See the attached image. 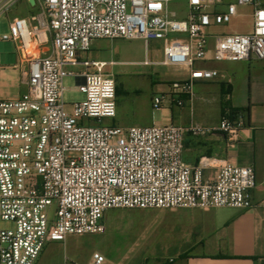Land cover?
I'll use <instances>...</instances> for the list:
<instances>
[{
	"label": "built area",
	"instance_id": "obj_1",
	"mask_svg": "<svg viewBox=\"0 0 264 264\" xmlns=\"http://www.w3.org/2000/svg\"><path fill=\"white\" fill-rule=\"evenodd\" d=\"M19 0H0V16ZM26 17H13L0 41L14 44L24 92L0 99V264H36L44 248L68 237L105 232L110 209L252 207V166L225 163L205 176V164L183 162V141L207 131L198 124L107 125L116 116L113 61L83 55L98 40L161 43L159 64L187 72L167 92L151 98L152 110L181 108L197 81L218 76L205 61H264V0H34ZM181 3L182 17L171 11ZM251 8L249 33H210ZM1 68V67H0ZM72 77L84 99L66 103L63 80ZM229 109L217 130L238 140ZM54 206L53 213L51 207ZM95 251L88 264H104Z\"/></svg>",
	"mask_w": 264,
	"mask_h": 264
},
{
	"label": "crops",
	"instance_id": "obj_2",
	"mask_svg": "<svg viewBox=\"0 0 264 264\" xmlns=\"http://www.w3.org/2000/svg\"><path fill=\"white\" fill-rule=\"evenodd\" d=\"M83 56L102 61L90 54ZM196 67L214 69L218 76L195 82L193 96L183 107L159 110L158 123L152 116L151 98L155 94L151 95L148 108L137 102L124 107L118 95L115 118L104 122L122 127L153 124L188 127L194 123L207 128L196 135H185L183 162L190 167L203 162L206 177L212 175L213 166L225 163L252 166L256 180L251 191L252 207L244 210H154L160 235L140 249L145 253H160L153 257L154 260H148L151 258L146 255L138 262L109 260V264H264V61H205ZM186 76L187 72L183 70L180 77H173L164 84L165 89L158 94L167 92L172 81ZM20 85L21 77L6 74L0 68V99L18 98L25 90L24 85L23 88ZM225 107L229 109L231 119L240 125L236 142H230L217 130ZM60 244L64 245V242ZM93 252L87 251L80 262L53 260L39 264H88Z\"/></svg>",
	"mask_w": 264,
	"mask_h": 264
},
{
	"label": "rangeland",
	"instance_id": "obj_3",
	"mask_svg": "<svg viewBox=\"0 0 264 264\" xmlns=\"http://www.w3.org/2000/svg\"><path fill=\"white\" fill-rule=\"evenodd\" d=\"M181 3H172L171 11L178 17L184 15ZM37 8L30 7L24 0H19L8 13L0 16V36L8 33V22L13 17H26L34 13ZM242 16L233 19L230 23L210 29V33H249L251 31V19L248 14L251 8L239 7ZM87 55L101 59L102 61H113V66L105 67V72L114 77L116 82L117 96L124 107H129L132 102H137L148 108L151 95L165 89L171 78L180 77L183 70L178 67H167L159 64L143 65L142 62H159L162 60L161 43L149 41L146 48L141 39H116L98 40L92 43ZM19 58L15 46L10 41H0V67L6 74H12L20 79V70H12L18 65ZM75 80L66 77L63 80V99L66 103L81 101L84 95L74 88ZM23 88V85H20ZM153 121L158 123L159 110L153 111ZM105 121V120H104ZM54 206L51 207L53 213ZM154 210L139 209H110L105 212L103 222L105 232L96 235H84L68 237L64 245L60 243L48 244L38 259L41 261L66 262L70 260L80 262L85 258L87 251H97L106 258L104 264L112 261H134L138 262L148 255V260H154V256L160 252H143L140 247L147 245L155 237L160 235L158 216ZM147 212V213H146ZM145 213V214H144ZM10 225L0 221V228ZM130 250V251H127Z\"/></svg>",
	"mask_w": 264,
	"mask_h": 264
},
{
	"label": "water",
	"instance_id": "obj_4",
	"mask_svg": "<svg viewBox=\"0 0 264 264\" xmlns=\"http://www.w3.org/2000/svg\"><path fill=\"white\" fill-rule=\"evenodd\" d=\"M28 2L33 5L34 4V0H28Z\"/></svg>",
	"mask_w": 264,
	"mask_h": 264
},
{
	"label": "trees",
	"instance_id": "obj_5",
	"mask_svg": "<svg viewBox=\"0 0 264 264\" xmlns=\"http://www.w3.org/2000/svg\"><path fill=\"white\" fill-rule=\"evenodd\" d=\"M116 95H117V92H116Z\"/></svg>",
	"mask_w": 264,
	"mask_h": 264
}]
</instances>
